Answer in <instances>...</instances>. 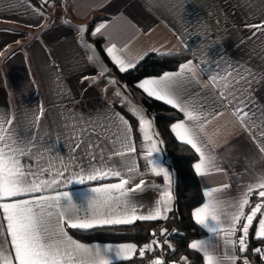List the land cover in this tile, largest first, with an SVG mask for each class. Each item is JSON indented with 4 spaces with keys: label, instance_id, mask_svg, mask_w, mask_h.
<instances>
[{
    "label": "crops",
    "instance_id": "obj_1",
    "mask_svg": "<svg viewBox=\"0 0 264 264\" xmlns=\"http://www.w3.org/2000/svg\"><path fill=\"white\" fill-rule=\"evenodd\" d=\"M39 1L45 5V14L26 0H0V114L9 132L18 129L25 144L31 135L38 137L39 143L32 148V152L42 154L39 161L34 155L32 158L23 157L22 163L38 168L47 166L51 159L59 168L57 158L69 162V156L73 154L71 150L75 141L72 136L76 134L73 130L86 128L87 133L78 137L84 140V145L76 150L75 155L78 162L87 166L89 157L83 149L88 141L99 144L107 155L112 148L109 139H114L112 134L118 131V118L122 116L132 126L131 138L137 147L134 158L140 172L146 173L137 176L136 182L143 178L147 187L143 192L132 195L145 205L142 211L154 206V201L160 198L161 193L153 188V184L163 186L164 181L162 177L148 172L150 166L143 158L145 150L141 146L143 140L137 116L125 102L119 106L106 100L102 96L103 89L89 84L92 78L98 76L92 57L81 44L79 31L61 21L70 18L76 24L88 27L94 18L100 17L104 19L95 21L87 33L90 39L102 41L103 52L118 71L119 66L106 51L112 44L116 45V55L125 63L136 65L147 55H160V52L185 55L188 61H192L196 68L195 80L178 82L174 95L179 103L207 114L208 122L203 131L199 128L194 130L205 152L215 157L216 166L223 171L196 176L203 195L207 188L230 185L214 196L222 202L221 209L231 211L228 205L264 173V153L260 151V147L264 146V137H261V130H264V31L246 27L264 23V0H67L65 8L48 0ZM101 23L107 25L102 34L92 36L91 33ZM237 64L240 66L239 75L231 67ZM201 68L205 71L201 72ZM177 71L179 68L174 72ZM229 72L232 73L230 80L244 77L251 81L250 88L243 80L236 85L239 89L237 95L244 92L241 98L246 99L255 113L254 116L250 113L254 122L250 124V130L242 127L233 115L238 101L229 104L227 100L220 99L225 81L219 77ZM213 75L218 77L215 87L210 82ZM139 82L135 87L149 97L138 87ZM41 108L44 114L37 125L35 118ZM173 109L182 115L180 120L185 119L183 112ZM8 119L13 121L10 127L6 123ZM253 134L258 138L254 139ZM92 151L99 156V149ZM157 156L154 153L150 159ZM161 157L166 164L164 152ZM116 162L119 163L118 159ZM73 170L79 171H69ZM44 178L49 179L47 175ZM96 183L73 181L58 190L70 192L73 203L81 205L86 202L85 197L91 195L88 189ZM207 199L204 196L203 203ZM197 225L206 232L205 237L197 240H210L209 250L217 257H223L226 251L223 235L213 237L207 229ZM3 227H6V222ZM3 227H0V233ZM8 249L14 255L10 244ZM227 251L231 253L230 249ZM199 254L203 259L202 253ZM115 262L120 261L113 260Z\"/></svg>",
    "mask_w": 264,
    "mask_h": 264
},
{
    "label": "snow or ice",
    "instance_id": "obj_2",
    "mask_svg": "<svg viewBox=\"0 0 264 264\" xmlns=\"http://www.w3.org/2000/svg\"><path fill=\"white\" fill-rule=\"evenodd\" d=\"M106 26L105 23L99 24L91 35L102 34V29ZM246 27L264 31V23L246 25ZM85 31L84 27L80 28L81 33ZM81 40L85 47H90L83 37ZM106 51L121 72L135 68V64L125 63L120 56L116 55L115 44L107 47ZM159 54L172 55L170 52ZM231 67L239 75L240 66L237 64ZM200 71L205 70L201 68ZM230 76H232L231 72L224 77H219L220 80L225 81L224 90L220 92V99L227 100L229 104L238 101L233 115L242 127L250 130V124L254 123L250 113L252 116L255 113L252 112L246 99L241 98L245 93L240 92L237 95L239 89L236 85L241 84L243 80L244 84L250 88L251 81L244 77L230 80ZM195 77L196 68L189 60L187 63L180 64L179 71L164 72L158 78H146L139 82L138 87L149 97L163 101L184 113L185 119L172 123L170 131L178 141L189 145L194 150L198 160L192 167L196 175L204 177L213 171H223L216 166L215 157L205 152L194 130L199 128L201 132L203 131L205 123L208 122L207 114L195 107L179 103L174 95L178 82L185 79L195 80ZM210 82L213 87L217 86L218 77L211 76ZM245 108H248V111H245ZM133 113L138 117L143 140L141 146L145 150L143 158L150 166L148 172L156 177H162L164 181L163 186L153 184V188L160 191V198L154 201V206H148L145 211H142L145 205L135 200L132 194L143 192L147 187L143 178L136 182L137 176H143L146 173L140 172L134 158L137 147L131 138L133 129L124 117L118 118V131L113 132L114 139H109L112 148L107 155L104 154L103 149H100L99 144L89 140L83 149L85 155L89 157L88 165L84 166L78 162L75 152L84 145V140L78 137L86 134L88 130L74 129L76 134L72 136V139L75 144L71 150L73 154L69 156V162L58 157L59 168L51 159L47 166L37 168L32 165L26 166L22 163V158H32L35 155L39 161L42 154L32 152V148L39 143V138L31 135L28 143L25 144L18 129L9 132V128L4 126V117L0 114V227H3L6 222V227H3V232L0 233L2 236L0 264H113V260H132L137 252L139 258L143 259L146 252H152L154 246H159L156 239H151L139 248L132 242L115 245L85 244L74 239L68 232V229L89 231L111 226L133 225L137 221L168 219L174 200L175 171L159 158L163 152L159 145H162L163 141L159 140V133L154 131V120L146 119L143 114L135 112V109ZM43 114L44 109L41 108L40 114L35 118L37 125ZM6 123L10 127L13 121L8 119ZM261 137H264V130H261ZM253 138L258 137L253 134ZM93 149H99L98 157L93 153ZM260 151L264 153V146L260 147ZM154 153L158 154L157 158L150 159ZM117 159L119 163L116 162ZM70 169H79V171L70 172ZM65 173L69 174L65 175ZM45 175L49 179H45ZM113 179L117 182H104ZM61 181L64 182L63 185ZM73 181L80 184L86 181L97 182L96 186L88 189L91 195L86 196V202L81 205L73 203V194L70 192L58 190L59 187L71 184ZM228 187L230 185L207 188L204 192V196L208 198L207 201L192 212L196 223L207 229L213 237L223 235V244L226 249L223 257H217L209 250L210 240H196L189 244L190 249L202 253L204 264H222L224 261L228 264H237V261L241 259L237 253L243 254L248 250L249 232L258 214V227L254 238L264 243V173L258 177L256 183L249 184L240 193L239 198L228 205L231 211H224L220 207L222 202L218 201L214 194ZM37 193L39 195H36ZM253 195L259 198L255 203L251 200ZM166 233L167 229L161 230V235ZM156 235L157 233L153 231L152 236ZM9 244L14 250V255L8 249ZM228 249L231 250L230 254ZM253 251L264 259V248L257 247ZM162 256L163 253L152 258L148 264H165ZM179 264H190V262L186 257H181ZM242 264H249L246 257L243 258Z\"/></svg>",
    "mask_w": 264,
    "mask_h": 264
},
{
    "label": "trees",
    "instance_id": "obj_3",
    "mask_svg": "<svg viewBox=\"0 0 264 264\" xmlns=\"http://www.w3.org/2000/svg\"><path fill=\"white\" fill-rule=\"evenodd\" d=\"M42 14L46 13V8L39 0H26ZM55 6H67V0H48ZM104 18L96 17L88 25V30L95 21ZM64 22V20H61ZM87 39L95 45L103 61L109 68L106 76H114L121 83L120 85L128 89L129 93L145 112L150 120H154V128L159 133V140L163 141L164 158L167 166L175 171V183L173 185L174 200L172 211L168 213V219L157 221H141L127 226H111L97 228L89 231L68 229L69 235L82 243H136L142 247L151 239H156L158 245L152 252H146L143 259L137 254L130 261H120L113 264H148V262L163 253L162 258L165 264H179L181 257H186L190 264H204L202 256L189 248V244L197 239L206 236L193 220L192 211L203 203L204 195L200 187L198 178L192 165L197 161L198 156L190 146L183 144L175 139L170 131V125L182 118L177 110L169 107L164 102L151 99L139 91L135 85L140 80L150 77H158L164 72L176 71L181 63L188 61L185 55H147L143 60L136 64L135 68L127 72H120L106 57L102 50V41L99 39H90L87 33ZM258 220V217H257ZM249 232V247L247 252L240 254L241 259L237 264H242L243 258H247L249 264H264L254 249L264 245L261 241L254 238L256 222ZM167 229V239L161 235V230ZM155 231L157 235L152 236Z\"/></svg>",
    "mask_w": 264,
    "mask_h": 264
},
{
    "label": "rangeland",
    "instance_id": "obj_4",
    "mask_svg": "<svg viewBox=\"0 0 264 264\" xmlns=\"http://www.w3.org/2000/svg\"><path fill=\"white\" fill-rule=\"evenodd\" d=\"M51 15H54V13H51ZM93 64L95 65L94 61H93ZM95 67H96L98 76H96L95 78H92V80L89 81L90 82L89 84H92L93 86L96 85V87L98 86L101 89H103L102 90L103 98L109 101H113L119 106H121V104L125 102L130 108L135 109V112L143 114L145 118L148 119L144 113V110L135 103V100L129 93L128 89L120 85L121 83L116 79V77L101 75L96 65ZM113 81H115V83H113ZM120 89H121V92H120ZM115 90L116 92H120L119 93L120 97L119 95H117L116 92H114ZM161 160H162V157H161Z\"/></svg>",
    "mask_w": 264,
    "mask_h": 264
},
{
    "label": "water",
    "instance_id": "obj_5",
    "mask_svg": "<svg viewBox=\"0 0 264 264\" xmlns=\"http://www.w3.org/2000/svg\"><path fill=\"white\" fill-rule=\"evenodd\" d=\"M64 22L69 24L70 26L76 28L79 31V39H80L81 44L84 46V44L82 43V40H81V37H83V40L87 41V44L90 45V47L84 46V48L90 53L92 60L94 61L97 68L99 69L101 75H107L110 71L109 68L107 67V65L103 61V59H102L101 55L99 54L95 45L92 44L87 39V31H88L87 25L86 24H76L70 18H64ZM81 27H84L86 29V31L84 33L80 32Z\"/></svg>",
    "mask_w": 264,
    "mask_h": 264
},
{
    "label": "built area",
    "instance_id": "obj_6",
    "mask_svg": "<svg viewBox=\"0 0 264 264\" xmlns=\"http://www.w3.org/2000/svg\"><path fill=\"white\" fill-rule=\"evenodd\" d=\"M258 199H259V198H258L256 195H253V197L251 198V200H252L253 203L257 202ZM258 218H259V214H258ZM239 234H240V233H238V235H239ZM258 247H262V248H264V245H260V246H258ZM257 256H258V258H259L260 260H262V261L264 262V259H262V258L260 257L259 254H257Z\"/></svg>",
    "mask_w": 264,
    "mask_h": 264
}]
</instances>
